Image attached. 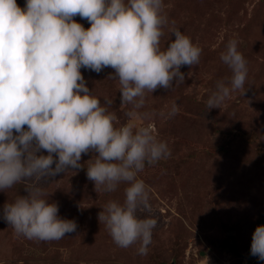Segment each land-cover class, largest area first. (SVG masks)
I'll return each instance as SVG.
<instances>
[{"label": "rangeland", "instance_id": "1", "mask_svg": "<svg viewBox=\"0 0 264 264\" xmlns=\"http://www.w3.org/2000/svg\"><path fill=\"white\" fill-rule=\"evenodd\" d=\"M16 2L26 5V0ZM163 6L168 25L161 49L175 39L169 29L176 27L202 52L198 64L181 67L184 82L146 92L144 106L135 109L137 126L150 125L171 153L154 164L145 162L137 176L149 190L150 204L138 216L157 221L147 254L138 253L139 242L119 247L98 220L109 201L124 202L129 185L96 192L86 175L94 155L89 152L82 154L83 168L39 185L44 198L57 203L58 216L77 224L76 232L60 240L18 235L2 218L3 208L28 194L25 183L0 191V264H264L250 253L252 235L264 225V0H163ZM73 19L90 27L78 15ZM231 40L238 42L248 68L243 88L236 90L220 58ZM81 73L91 94L116 114V127L128 123L133 106L121 103L114 69L81 68ZM219 81L230 95L220 108L208 110ZM174 103L179 111L169 116Z\"/></svg>", "mask_w": 264, "mask_h": 264}, {"label": "clouds", "instance_id": "2", "mask_svg": "<svg viewBox=\"0 0 264 264\" xmlns=\"http://www.w3.org/2000/svg\"><path fill=\"white\" fill-rule=\"evenodd\" d=\"M163 7V0H26L21 8L16 0H0V191L25 183L28 193L6 203L2 218L18 235L53 241L77 231L75 221L58 216L57 203L48 202L39 185L83 168L82 154L92 152L86 175L96 192L129 185L124 202L109 201L98 220L119 247L139 242L138 253L147 254L157 221L138 216L150 204L137 176L145 162L171 153L150 125L137 126L135 109L144 106L146 92L184 82L181 67L198 64L202 52L176 27L169 29L175 39L161 49L168 25ZM77 15L90 27L76 22ZM237 43L229 41L220 57L232 72L231 90L243 88L248 75ZM106 67L119 80L121 103L133 106L129 122L119 127L81 73ZM229 95L219 81L208 110L220 108ZM178 111L174 103L168 115ZM41 150L47 155H38ZM250 253L264 261V225L256 227Z\"/></svg>", "mask_w": 264, "mask_h": 264}, {"label": "built area", "instance_id": "3", "mask_svg": "<svg viewBox=\"0 0 264 264\" xmlns=\"http://www.w3.org/2000/svg\"><path fill=\"white\" fill-rule=\"evenodd\" d=\"M209 263H211V262H205V261L202 262V264H209ZM212 264H216V263L214 261H212Z\"/></svg>", "mask_w": 264, "mask_h": 264}, {"label": "water", "instance_id": "4", "mask_svg": "<svg viewBox=\"0 0 264 264\" xmlns=\"http://www.w3.org/2000/svg\"><path fill=\"white\" fill-rule=\"evenodd\" d=\"M263 222H264V219H263Z\"/></svg>", "mask_w": 264, "mask_h": 264}]
</instances>
